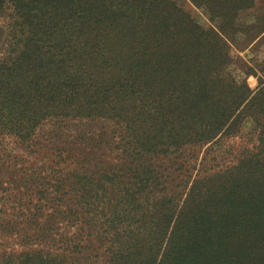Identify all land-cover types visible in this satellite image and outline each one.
<instances>
[{
  "label": "trees",
  "instance_id": "obj_1",
  "mask_svg": "<svg viewBox=\"0 0 264 264\" xmlns=\"http://www.w3.org/2000/svg\"><path fill=\"white\" fill-rule=\"evenodd\" d=\"M191 1L0 0L4 262L264 264V6Z\"/></svg>",
  "mask_w": 264,
  "mask_h": 264
},
{
  "label": "rangeland",
  "instance_id": "obj_2",
  "mask_svg": "<svg viewBox=\"0 0 264 264\" xmlns=\"http://www.w3.org/2000/svg\"><path fill=\"white\" fill-rule=\"evenodd\" d=\"M186 11L191 13L203 27L208 28L210 26V21L205 12L196 7L191 0H176ZM264 6V0H255L253 6H249L242 10L243 15L248 17L254 13H261ZM4 33V37L2 38ZM6 38V29L0 25V47L4 44ZM230 55L234 61L240 64L243 61L249 62L248 60H253L255 58H261L264 55V45L259 44L256 39L246 38L244 40H236L230 43ZM250 83L255 84V80L250 78ZM254 87V86H253ZM248 127V125H247ZM11 248H9L10 250ZM14 250L23 251L22 247H15ZM1 251V249H0ZM5 256L3 252H0V264H10L11 262H4Z\"/></svg>",
  "mask_w": 264,
  "mask_h": 264
}]
</instances>
